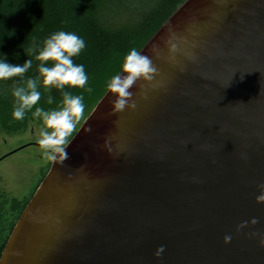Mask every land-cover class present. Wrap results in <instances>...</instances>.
<instances>
[{
    "label": "water",
    "instance_id": "obj_1",
    "mask_svg": "<svg viewBox=\"0 0 264 264\" xmlns=\"http://www.w3.org/2000/svg\"><path fill=\"white\" fill-rule=\"evenodd\" d=\"M139 53L135 108L108 90L0 264H264V0H187Z\"/></svg>",
    "mask_w": 264,
    "mask_h": 264
},
{
    "label": "trees",
    "instance_id": "obj_2",
    "mask_svg": "<svg viewBox=\"0 0 264 264\" xmlns=\"http://www.w3.org/2000/svg\"><path fill=\"white\" fill-rule=\"evenodd\" d=\"M174 1V9L169 14H160L164 19L147 34L142 45L135 48L137 52L146 46L187 0H0V58L5 54L9 63L14 64H23L28 58L33 61L32 68L23 77L0 81V129L7 133H18L30 121H37L43 126L42 120L33 118L31 112L23 120L12 118L15 104L12 89L18 86L14 81L36 78L39 75V61L35 59L33 49L38 52L50 34L63 30L84 38L86 48L73 59L75 63L85 66L88 81L83 88L73 87L66 91L86 98L100 87L105 75H111L112 78L123 73L126 57L123 52L130 46L132 48L137 38L149 31L148 26L158 22L160 15L157 14ZM38 90L41 92V99L37 106L48 111H52L53 107H63V95L59 90L54 87L46 90L42 83ZM108 90L106 87L101 91L99 100ZM4 201H0V218L9 203L6 199ZM11 202L12 212L18 213L8 225H0V233L4 235L0 237V259L14 227L29 204L23 205L17 200Z\"/></svg>",
    "mask_w": 264,
    "mask_h": 264
},
{
    "label": "clouds",
    "instance_id": "obj_3",
    "mask_svg": "<svg viewBox=\"0 0 264 264\" xmlns=\"http://www.w3.org/2000/svg\"><path fill=\"white\" fill-rule=\"evenodd\" d=\"M86 48L83 37L74 32L57 31L50 34L43 45L35 53V59L39 61L37 65L39 75L36 78H28L23 81H14L18 85L13 87L12 96L15 104L12 112L14 120H23L27 113L31 112L33 118L42 120L43 126L39 130L40 139L37 141L42 150L43 157L47 160L56 159V153L63 152V158H68V153L61 145L66 142V138L74 129L76 122L84 112L83 96L72 95L65 91V87L83 88L88 81V76L83 64L74 62V57ZM27 55V53H26ZM28 56V55H27ZM53 63L49 64L48 62ZM33 61L28 58L23 64L9 63L7 56L3 54L0 58V81L9 80L13 77H23L32 68ZM151 60L135 49L130 50L123 64V72L127 75L117 74L113 76L107 87L111 93L116 94L112 100L114 110L123 111L125 107L135 108V102L131 100L132 93L129 89L141 77L151 79L149 73L155 72ZM42 78V79H41ZM46 90L55 88L63 95V107L60 110H45L37 106L41 99L39 85ZM259 195L256 197L257 203H264V183L257 185ZM248 223L257 224L256 218L250 222H242L237 226V231L244 228ZM224 242L230 243L232 237L224 236ZM259 245L264 247V236L259 239ZM164 252L161 245L155 252L156 257H160Z\"/></svg>",
    "mask_w": 264,
    "mask_h": 264
},
{
    "label": "rangeland",
    "instance_id": "obj_4",
    "mask_svg": "<svg viewBox=\"0 0 264 264\" xmlns=\"http://www.w3.org/2000/svg\"><path fill=\"white\" fill-rule=\"evenodd\" d=\"M174 3L175 1L167 5L168 8L162 10L157 15H163L164 13L169 14L170 11L174 9L172 6ZM161 15L158 18V22L149 25V31L144 32L143 36L137 38L135 45L132 48L130 46L128 50H125L123 55L126 54L127 56L130 50L135 49L138 45H142L148 37L147 34L153 29V27L156 28L164 19L161 18ZM133 40L132 43H134ZM110 76L108 77L105 75L103 77L104 81H102L100 87L97 88L94 93H89L88 97L83 98L84 112L76 122L74 129L66 138V142L61 145L63 149L72 141L99 103V98L101 96L100 93L101 91H104L110 82ZM68 89L69 87L66 86L65 91ZM42 90L44 89L42 88ZM61 108L62 107H60V109ZM52 109L60 110L56 109V107H53ZM41 127L42 125L37 121H30L27 127L18 133H7L0 129V201L5 202L4 200L6 199L9 202L3 210L4 215L0 218V225L2 223L8 225L17 217L18 211L12 212L11 201L17 200L21 202V204L27 205L52 167L54 160L45 159L42 150L37 143L40 139L39 130ZM4 234H6V232ZM1 235L2 232L0 233V237Z\"/></svg>",
    "mask_w": 264,
    "mask_h": 264
}]
</instances>
